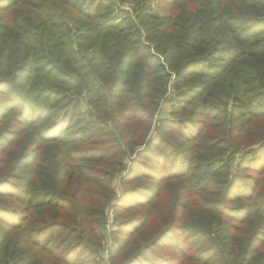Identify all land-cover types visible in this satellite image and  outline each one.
<instances>
[{
    "label": "trees",
    "instance_id": "trees-1",
    "mask_svg": "<svg viewBox=\"0 0 264 264\" xmlns=\"http://www.w3.org/2000/svg\"><path fill=\"white\" fill-rule=\"evenodd\" d=\"M109 207L114 264H264V0H0V264H99Z\"/></svg>",
    "mask_w": 264,
    "mask_h": 264
},
{
    "label": "rangeland",
    "instance_id": "rangeland-1",
    "mask_svg": "<svg viewBox=\"0 0 264 264\" xmlns=\"http://www.w3.org/2000/svg\"><path fill=\"white\" fill-rule=\"evenodd\" d=\"M153 9L155 12H157L160 15H163V8L159 6L158 2H154L153 4ZM172 82H173V78L171 79L170 85H169V90L167 93V96L160 101L159 104V109L158 111L155 113L154 115V119L151 125V133L152 136L155 134L157 127L159 126L160 122L164 119H169L171 118V112L173 111V107L172 104L170 102V91H172ZM89 106L86 104L85 100L82 99L80 101V107L79 109L81 110V112L86 113V111L88 110ZM61 123L62 120H59L56 122V127L60 128L61 127ZM241 154L239 153H233L230 155V159H231V163H230V167H231V172L232 174L235 173V169L237 164L240 161V157ZM131 162L130 158H126V160H124V163L126 164L125 169H123L122 171H118L115 170L112 172L111 178L109 180L112 191L115 193L116 197L115 199L112 201V205L113 206L115 203H117L122 197L123 194V185H122V178L126 176V174L128 173V169H129V164ZM110 166L106 165V168L109 169L110 171L112 169L109 168ZM117 201V202H116ZM117 220H115V212H114V207L113 208H108L106 210V223L103 226V229H101L102 234L104 235V239L101 241V246L97 249L99 252L98 257H96V260L99 262V264H114L111 259V254L108 252L109 246L111 245V239H112V233L114 231H116L117 228ZM95 241V240H93ZM92 241V242H93Z\"/></svg>",
    "mask_w": 264,
    "mask_h": 264
},
{
    "label": "bare ground",
    "instance_id": "bare-ground-1",
    "mask_svg": "<svg viewBox=\"0 0 264 264\" xmlns=\"http://www.w3.org/2000/svg\"><path fill=\"white\" fill-rule=\"evenodd\" d=\"M83 97V96H82Z\"/></svg>",
    "mask_w": 264,
    "mask_h": 264
}]
</instances>
